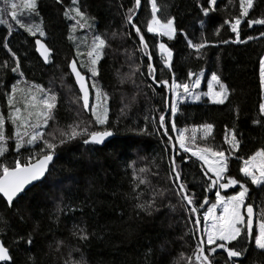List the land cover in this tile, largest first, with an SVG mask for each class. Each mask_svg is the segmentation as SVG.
Segmentation results:
<instances>
[{
	"label": "trees",
	"instance_id": "obj_1",
	"mask_svg": "<svg viewBox=\"0 0 264 264\" xmlns=\"http://www.w3.org/2000/svg\"><path fill=\"white\" fill-rule=\"evenodd\" d=\"M16 1L22 5V0ZM4 4L5 0H0V21H4L0 27L11 25L12 31L25 38L23 50L31 58V61L26 60L30 62L23 61L28 82L51 89L57 95L55 119L49 121L45 132L86 122L91 125L90 130L109 128L114 137L104 145H85L77 138L57 147L54 162L43 181L12 206L0 195V240L4 241L13 258L2 264H66L79 260L81 254L86 264H187L186 257L192 256L199 233H190L195 217L189 219L188 207L181 199L177 184L173 183V157L189 194H195L194 200L201 214L215 202L217 189H208L203 175L205 165L179 149L175 137L187 129L184 131L186 144L193 151L201 147L225 151L229 155L227 176L247 183L240 172L243 159L264 149V117L259 112V104L263 102L259 61L264 57V35H261L264 25L249 27L247 20L264 18V0L254 1L249 17L240 25L241 40L253 37L247 43H233L235 33L224 23L225 20L234 21L240 15L239 0H217L215 11L207 17L201 7L208 6L207 0H157L160 7L157 15L162 20L175 18L176 34L171 40L146 31L151 20L147 0H141L139 9H135V0H79L78 5H73L72 0H38L47 42L49 46L52 44L53 50L47 63L36 51L35 41L39 34L32 36L19 27L11 16L9 0L6 18L2 11ZM76 6L85 13L86 24L90 27L76 26L75 20L64 15L66 10ZM23 8L20 6L15 10L19 13L18 19L26 27L33 25L26 16L29 10ZM129 9H135L133 20L145 36L151 59L144 55L139 38L127 21ZM217 31L219 35H216ZM72 35L73 39H69ZM95 35L102 36L109 46L104 49L98 64L96 88H92L90 74L79 63L87 57L77 56V50L86 54ZM202 39L210 46L202 49L203 55L197 58L198 54L187 41L199 43ZM160 41L173 51L171 70L165 66V57L159 52ZM1 43L0 37V62L6 57ZM72 59L77 60L79 68L89 77L90 109L99 89V102L108 109L106 126L92 123L93 115L83 109L81 94L69 70ZM8 61L12 66L11 60ZM149 63L156 66V80L148 75ZM9 65L8 69L0 65V110L5 117L8 113L6 93L11 91L13 84L22 81L18 73L11 72ZM202 70L205 85L213 72L228 85L230 96L225 104H213L207 99L195 102L190 97L177 100L170 93L172 88L158 86L162 80L171 84L172 73L177 83H190L188 72ZM173 103L179 107L174 117L175 132L170 127L173 117L167 113ZM162 113L176 144L175 150L159 126L158 117ZM257 120L261 123H256ZM205 124L214 126L206 138ZM5 129L8 136L14 132L10 122H6ZM226 129L229 132L235 130L240 142L238 152L232 153L225 142ZM8 149L0 163L6 159L10 166L17 155H22L24 161L30 152H39L37 146L16 153L14 140H9ZM142 168L147 171L140 172ZM137 175L147 177L150 183L135 188L134 177ZM161 192L163 195L159 194ZM138 194H142L139 199L136 198ZM222 194L228 193L222 191ZM205 197L209 204L199 208ZM249 197L259 216L264 190L249 186ZM152 199L156 203L151 215L136 207L138 203ZM77 226L87 230L88 240L73 235ZM29 237L33 241L31 245L26 243ZM248 248L244 257L234 258L236 264H264V251L252 245ZM205 250L207 252V247ZM226 259V253L218 249L215 264H225Z\"/></svg>",
	"mask_w": 264,
	"mask_h": 264
},
{
	"label": "snow or ice",
	"instance_id": "obj_2",
	"mask_svg": "<svg viewBox=\"0 0 264 264\" xmlns=\"http://www.w3.org/2000/svg\"><path fill=\"white\" fill-rule=\"evenodd\" d=\"M58 2H62V0H58ZM147 2L151 8V20L146 25V31L158 36L167 37L169 40L173 39L176 34L175 18L171 17L162 20L157 15L160 12L157 0H147ZM72 3L73 5H78L79 0H72ZM207 4V7L201 5L203 14L206 17L215 11L217 0H207ZM253 4L254 0H239L240 15L235 17L234 21H224L225 24L230 25L231 31L235 33L233 43H247V40L253 39L251 36L247 37L246 40L240 39V25L244 18L249 17V12L253 8ZM20 6L39 16L38 0H22V5H18L13 0L10 4L13 10L11 16L16 20L19 27L25 29L30 35L36 36L38 33L40 37H45L46 31L43 27L42 18L39 23L27 27L17 18V12L15 10ZM140 7L141 0H135V9H139ZM135 9H129L127 21L132 25L138 36L144 55L151 59V53L148 51L149 45L145 41V36L141 32L138 23H135L133 20L132 12ZM70 13H74V15H70ZM64 15L69 19L75 20L76 26L81 28L85 26L90 27V25L86 24L87 18L79 6L66 10ZM81 21H85V23ZM0 23H4V21H0ZM247 25L249 27L252 25H264V18L248 19ZM73 30H75V26ZM9 34H11V25H9ZM216 35H219L218 31ZM261 35H264V33H261ZM69 39H73V37L70 36ZM35 43L39 46L38 51L44 61L46 63L50 62L52 50L45 43L41 42L40 39H37ZM187 43L198 54L197 58L203 55L201 52L202 49L210 46L206 39H202L199 43H193L192 40H188ZM223 43H229V41H223ZM3 46L14 60V66L11 67V72L18 73L19 76L23 77L24 73L20 71L19 56L6 43ZM108 46L107 41L102 36L95 35L86 54L80 52L79 49L77 50V56L86 55L87 57L86 60H81L79 63L81 68L86 69L87 73L90 74L92 88H96L95 77L99 75L98 64L103 58L104 49ZM158 49L162 56L166 54L164 64L171 70L173 51L165 43H160ZM259 65L260 85L264 87V57L260 59ZM3 67H7V61L4 62ZM69 67L82 93L80 99L82 100L83 109L90 111L93 115L94 121L92 123L106 126L109 119L108 109L106 106L102 109L99 106L101 95L99 89L96 91L97 104L90 109L89 77L84 74L81 68H78L77 60L73 59ZM155 73L156 66L149 63L148 75L153 80H156ZM203 74V70L199 73L189 71L187 75L190 83H177L175 74L172 73L171 88L177 100L183 94L185 100L191 97L193 100L199 101L202 96H207L213 104H225L230 96V90L228 85L223 83L220 76L215 72L211 74V81L219 86V91L212 84H209L208 91L205 93H197L195 91V89L200 87ZM192 77L196 78L192 79ZM20 83H23L25 87H20ZM20 83L13 84L11 91L6 93L7 117L0 110V158H5L6 153H8L9 140L15 141L16 153H20L21 149L36 148L37 146L39 147V152H30L28 157L25 158L24 163H21L19 156L14 159L11 166L6 162V159L5 162L0 163V194H2L3 198H6L9 206H12L13 202L18 197H21L22 194H26V189H29V186L33 185L34 182H39L45 178L49 171V164L54 159L57 147L77 138H81L85 145H103L107 138L114 135V132L107 127H102L99 130H90L91 125L86 122H76L68 125L66 129H54L46 133L45 129H48L49 121L55 119L54 111L57 107V95L51 89H45L43 86L31 84L26 80ZM159 83L168 85L169 81L162 80ZM104 96L107 99L106 93ZM178 110V104L173 103L170 106L169 115L174 118ZM259 112L264 117V102L259 104ZM6 122H10L14 128L11 136L6 135ZM158 123L160 128L163 129L164 136L167 137L168 142L172 144V148L175 150L176 144L173 143V136L169 134V126L166 125L165 114L162 113L158 117ZM256 123L259 124L261 121L257 120ZM170 127L173 132L177 131L174 119L170 120ZM213 127L212 124H205L203 126L205 138L211 135ZM184 131H187V129L181 131L175 137V140L179 143V149H182L185 153L190 152L192 156L198 157L199 160L207 165L203 175L206 177L208 189H217L214 193L215 202L211 203L201 214L194 200L195 194H189L185 182L181 179V171L176 165L175 157H173L171 161L173 183L177 184V190L180 193L181 199L188 207L189 219L192 220L193 216L195 217L190 233L192 235L199 233L192 256L186 257L187 264H193V256L195 258V264H215L214 256L218 249L226 253L227 259L225 264H236L234 258L244 257L248 253L249 245L254 246L255 249L264 251V210H260L259 217H256L258 224L254 231V217L257 209H254V202H251V198L249 197V187L241 180L227 176L229 155H226L223 150H213L211 147H201L193 151L186 144ZM224 140L230 146L232 153L239 151L240 142L236 138L234 129L230 132L226 129ZM139 171L145 172L147 169L142 168ZM240 172L243 177L250 181L251 185L264 190V149H260L249 158L243 159ZM134 179L136 181L135 188L137 189L140 185L150 183L147 177L137 175ZM237 185H239V190L235 194H221V190H227ZM159 194L163 195L162 192ZM140 195L142 194H138L136 198L139 199ZM155 203V199H152L151 201L138 203L136 207L151 215ZM208 204L209 200L205 197L199 205V208H204ZM58 210L62 211L59 208ZM201 220L204 222L202 229L200 227ZM73 235L77 236L80 240L86 241L89 239L87 230L79 226L73 230ZM26 243L31 245L33 241L29 237ZM59 243L62 244L63 242L61 241ZM206 247L207 252L205 250ZM76 251H79V249H76ZM210 257H213V259H210ZM12 259L9 248L5 246L4 241L0 240V262H11ZM66 264H86V261L81 254L79 260L66 262Z\"/></svg>",
	"mask_w": 264,
	"mask_h": 264
},
{
	"label": "rangeland",
	"instance_id": "obj_3",
	"mask_svg": "<svg viewBox=\"0 0 264 264\" xmlns=\"http://www.w3.org/2000/svg\"><path fill=\"white\" fill-rule=\"evenodd\" d=\"M10 1V3L11 2H13V0H9ZM255 1V0H254ZM16 3H17V1H16ZM23 10H24V8H23ZM2 11H3V14H4V16L7 18L8 16H9V9H8V7H7V0H5V4L2 6ZM13 11V10H12ZM39 11V10H38ZM41 12L39 11V16H36L35 14H33V13H31L30 11H27L26 12V16H27V18H29L30 20H31V23L32 24H37V23H39L40 22V19H41V14H40ZM18 14L19 13H17V18H18ZM7 22H9V19H7ZM0 37H1V41H2V43H1V45H2V49L4 50V52H5V55H6V57L4 58V60H3V58H2V62H0V65H3L4 64V62L5 61H7V67H5V69H8V65H9V61L8 60H11V62H12V66H10L9 65V67L11 68V67H13L14 66V60H13V58H12V56L10 55V53H8L7 52V50H6V48L3 46L5 43L8 45V47H10L11 49H12V51H14L16 54H17V56H19V58H20V71H22L23 73H24V76L23 77H21L20 76V78L22 79V81L23 80H26V81H28V79H27V77H28V75H27V72H26V70H25V68H24V66H23V61H26L27 60V58H28V60H30L31 61V58H30V56H29V54L28 53H26L24 50H23V46H25L26 45V40H25V38L23 37V35L21 34V33H17V32H15V31H12V29H11V34H9V27H7V28H5V27H0ZM72 37H74V35H72ZM159 38H160V36H158ZM38 38H41V39H43L44 41H45V43L48 45V47L50 48V46H52V44L49 46V44H48V42H47V37L45 36V37H38ZM160 43H164V42H159V44ZM158 44V45H159ZM51 49V48H50ZM52 50V49H51ZM52 52H53V50H52ZM52 55V54H51ZM51 57V56H50ZM165 57V56H164ZM30 61H26V62H30ZM70 70V69H69ZM203 73H204V71H203ZM204 75L205 74H203V76L201 77V84H200V87L198 88V89H195V91L197 92V93H205V92H207L208 91V88H209V84H212L213 85V87L217 90V91H219V86L218 85H215L212 81H211V79L206 83V85H205V83H204ZM202 80H203V82H202ZM224 83V82H223ZM23 87H25V85L23 84ZM172 92H174L173 91V89H172ZM181 97H183V94H181ZM191 98V97H190ZM184 99V98H183ZM192 99V98H191ZM190 99V100H191ZM209 100L210 102H211V100H210V98L209 97H207V96H202L201 97V99L199 100V101H202V100ZM262 99H263V102H264V87H262ZM193 101H195V102H197L196 100H193ZM96 104H97V102H96V100L94 101V104H93V107H95L96 106ZM99 106H100V108L102 109L103 107H105V104H101V102H99ZM90 107H91V105H90ZM189 154L191 155V153L189 152ZM29 155V154H28ZM28 155L26 156V157H28ZM17 156H19V158L21 159V157H22V155H17ZM17 158V157H16ZM196 159H199L198 157H195ZM25 162V160L24 161H22L21 160V163H24ZM203 164H204V162H203ZM205 165V167L207 168V165L206 164H204ZM242 174V173H241ZM246 179V181H247V185H249V186H253V185H251V183H250V181L247 179V178H245ZM248 186V187H249ZM254 188H256L257 189V187L256 186H253ZM239 190V185H237V186H235V187H233V188H230V189H227V190H221V194H222V191H226L228 194L227 195H232V194H235L237 191ZM223 195V194H222ZM262 206H260V209L261 210H264V200H262ZM256 213V217H259L258 215H257V211L255 212ZM202 224H204V222H202ZM258 224V219H256V223H255V227H256V225ZM255 227H254V230H255Z\"/></svg>",
	"mask_w": 264,
	"mask_h": 264
},
{
	"label": "water",
	"instance_id": "obj_4",
	"mask_svg": "<svg viewBox=\"0 0 264 264\" xmlns=\"http://www.w3.org/2000/svg\"><path fill=\"white\" fill-rule=\"evenodd\" d=\"M37 39H40L41 40V42H43V43H45V41L43 40V39H41V38H37ZM36 39V40H37ZM46 44V43H45ZM47 45V44H46ZM48 46V45H47ZM38 45L36 44V51H37V54L39 55V57L44 61V59H43V57L40 55V52L38 51ZM52 54H53V52H52ZM73 60V59H72ZM71 60V61H72ZM45 62V61H44ZM46 63V62H45ZM78 68H79V66H78ZM69 69H70V67H69ZM70 72H71V70H70ZM72 74V73H71ZM72 76H73V78H74V81H75V77H74V74H72ZM75 83H76V81H75ZM76 85H77V88H78V90H79V86H78V84L76 83ZM161 85H163V84H159L158 86H161ZM165 86H167V88H171V84L169 83L168 85H165ZM79 92H80V90H79ZM172 91L170 90V93H171ZM80 94H81V96H82V93L80 92ZM171 95V94H170ZM91 105V90H90V87H89V106ZM87 112H90V111H88V110H86ZM170 112V108H168V110H167V113H169ZM114 137V135L112 136V137H109V138H107L106 139V141H105V143L107 142V141H109V140H111L112 138ZM104 143V144H105ZM103 144V145H104ZM54 162V159H53V161L49 164V169H50V166L52 165V163ZM49 172V171H48ZM48 174V173H47ZM47 174H46V176H47ZM45 176V177H46ZM45 179V178H44ZM44 179H42L41 181H43ZM41 181H39V182H34V184L33 185H31V186H29V189H31L33 186H35V185H37L38 183H40ZM29 189H26V192L29 190ZM1 196H2V194H0ZM23 195V194H22ZM21 195V196H22ZM19 198V197H18ZM17 198V199H18ZM5 199V201H6V198H4ZM255 223H256V214H255V217H254V227H255ZM200 227H201V225H200ZM0 263H3V262H0Z\"/></svg>",
	"mask_w": 264,
	"mask_h": 264
},
{
	"label": "crops",
	"instance_id": "obj_5",
	"mask_svg": "<svg viewBox=\"0 0 264 264\" xmlns=\"http://www.w3.org/2000/svg\"><path fill=\"white\" fill-rule=\"evenodd\" d=\"M164 56H165V58H166V54H165ZM173 96H175L174 92H173ZM173 119H174V118H173Z\"/></svg>",
	"mask_w": 264,
	"mask_h": 264
},
{
	"label": "flooded vegetation",
	"instance_id": "obj_6",
	"mask_svg": "<svg viewBox=\"0 0 264 264\" xmlns=\"http://www.w3.org/2000/svg\"><path fill=\"white\" fill-rule=\"evenodd\" d=\"M0 264H2V263H0Z\"/></svg>",
	"mask_w": 264,
	"mask_h": 264
},
{
	"label": "bare ground",
	"instance_id": "obj_7",
	"mask_svg": "<svg viewBox=\"0 0 264 264\" xmlns=\"http://www.w3.org/2000/svg\"><path fill=\"white\" fill-rule=\"evenodd\" d=\"M174 190V189H173Z\"/></svg>",
	"mask_w": 264,
	"mask_h": 264
},
{
	"label": "built area",
	"instance_id": "obj_8",
	"mask_svg": "<svg viewBox=\"0 0 264 264\" xmlns=\"http://www.w3.org/2000/svg\"><path fill=\"white\" fill-rule=\"evenodd\" d=\"M203 162V161H202Z\"/></svg>",
	"mask_w": 264,
	"mask_h": 264
}]
</instances>
